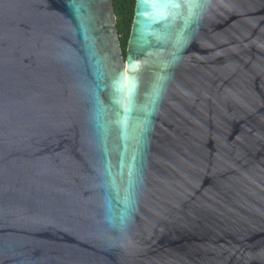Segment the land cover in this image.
Wrapping results in <instances>:
<instances>
[{"label":"water","instance_id":"1","mask_svg":"<svg viewBox=\"0 0 264 264\" xmlns=\"http://www.w3.org/2000/svg\"><path fill=\"white\" fill-rule=\"evenodd\" d=\"M0 264H264V0H0Z\"/></svg>","mask_w":264,"mask_h":264},{"label":"trees","instance_id":"2","mask_svg":"<svg viewBox=\"0 0 264 264\" xmlns=\"http://www.w3.org/2000/svg\"><path fill=\"white\" fill-rule=\"evenodd\" d=\"M135 0H113L121 50L124 53L130 33Z\"/></svg>","mask_w":264,"mask_h":264},{"label":"bare ground","instance_id":"3","mask_svg":"<svg viewBox=\"0 0 264 264\" xmlns=\"http://www.w3.org/2000/svg\"><path fill=\"white\" fill-rule=\"evenodd\" d=\"M125 69V68H124Z\"/></svg>","mask_w":264,"mask_h":264}]
</instances>
